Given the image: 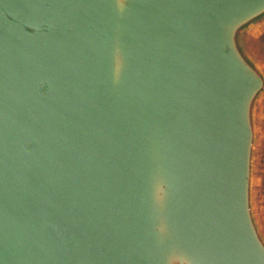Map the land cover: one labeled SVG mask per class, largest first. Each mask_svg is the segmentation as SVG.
I'll return each instance as SVG.
<instances>
[{"label":"water","instance_id":"obj_1","mask_svg":"<svg viewBox=\"0 0 264 264\" xmlns=\"http://www.w3.org/2000/svg\"><path fill=\"white\" fill-rule=\"evenodd\" d=\"M264 0H0V264H264Z\"/></svg>","mask_w":264,"mask_h":264},{"label":"rangeland","instance_id":"obj_2","mask_svg":"<svg viewBox=\"0 0 264 264\" xmlns=\"http://www.w3.org/2000/svg\"><path fill=\"white\" fill-rule=\"evenodd\" d=\"M260 191H261V208L264 215V149L262 156V165H261V183H260Z\"/></svg>","mask_w":264,"mask_h":264}]
</instances>
